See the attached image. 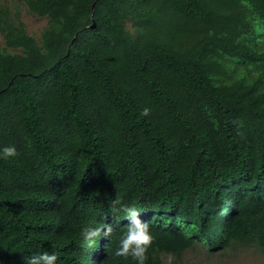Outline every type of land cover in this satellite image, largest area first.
Returning <instances> with one entry per match:
<instances>
[{
	"label": "trees",
	"instance_id": "obj_1",
	"mask_svg": "<svg viewBox=\"0 0 264 264\" xmlns=\"http://www.w3.org/2000/svg\"><path fill=\"white\" fill-rule=\"evenodd\" d=\"M22 1L48 25L0 4V264H135L111 200L148 222L145 264L264 254V0Z\"/></svg>",
	"mask_w": 264,
	"mask_h": 264
},
{
	"label": "clouds",
	"instance_id": "obj_2",
	"mask_svg": "<svg viewBox=\"0 0 264 264\" xmlns=\"http://www.w3.org/2000/svg\"><path fill=\"white\" fill-rule=\"evenodd\" d=\"M17 155L18 151L14 145L0 147V159L2 160H8ZM118 203V200H111V210L113 212L122 211L123 218H128L130 222L127 224L126 231L122 233L114 254L116 256H131L135 264H145L146 251L153 239L149 224L138 216L135 206H121L120 209H117L115 205ZM112 232L113 225L110 223L101 222L95 226L89 225L81 230V243L90 246L96 243L101 235L111 236ZM23 260L24 264H55L57 254L55 251H44L24 256Z\"/></svg>",
	"mask_w": 264,
	"mask_h": 264
},
{
	"label": "rangeland",
	"instance_id": "obj_3",
	"mask_svg": "<svg viewBox=\"0 0 264 264\" xmlns=\"http://www.w3.org/2000/svg\"><path fill=\"white\" fill-rule=\"evenodd\" d=\"M0 4L8 6L20 15L28 32L40 39L48 25V19L34 14L22 0H0ZM127 27L134 32L133 22L128 21ZM6 46L5 38L0 32V50ZM164 264H264V254L253 246L236 244L224 250H212L198 243L181 255L163 254Z\"/></svg>",
	"mask_w": 264,
	"mask_h": 264
},
{
	"label": "water",
	"instance_id": "obj_4",
	"mask_svg": "<svg viewBox=\"0 0 264 264\" xmlns=\"http://www.w3.org/2000/svg\"><path fill=\"white\" fill-rule=\"evenodd\" d=\"M96 24L94 23L91 27H94Z\"/></svg>",
	"mask_w": 264,
	"mask_h": 264
}]
</instances>
